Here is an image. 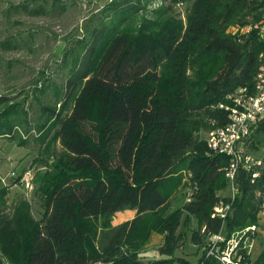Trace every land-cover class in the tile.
Returning <instances> with one entry per match:
<instances>
[{"label": "trees", "instance_id": "trees-1", "mask_svg": "<svg viewBox=\"0 0 264 264\" xmlns=\"http://www.w3.org/2000/svg\"><path fill=\"white\" fill-rule=\"evenodd\" d=\"M40 1L23 0L6 16L66 10ZM263 14L264 0H109L64 51L60 81L42 72L32 92L0 94V138L19 147L35 142L31 166L44 169L39 219L26 199L7 203L11 185L0 188V264H221L206 257L211 235L256 231L264 155L257 179L241 169L235 194L221 197L230 186L228 158L210 150L205 135L227 123L220 106L228 95L251 90L264 51L254 29H227L253 26ZM18 44L9 36L0 48ZM29 99L39 100L33 122ZM249 145H264V120ZM220 202L230 206L224 220L211 217ZM122 212L133 216L115 223ZM192 221L191 241L203 246L197 263L176 256ZM152 233L163 242L159 258L145 261ZM250 253L233 260L264 264V246L254 261Z\"/></svg>", "mask_w": 264, "mask_h": 264}, {"label": "rangeland", "instance_id": "rangeland-1", "mask_svg": "<svg viewBox=\"0 0 264 264\" xmlns=\"http://www.w3.org/2000/svg\"><path fill=\"white\" fill-rule=\"evenodd\" d=\"M23 0H0V41L13 36L19 43L15 50H2L0 48V94H10L14 97L23 90L32 92L35 82L42 79L44 72L50 80L60 81L59 63L64 51L68 49L74 38L81 34V28L85 19L92 12L99 10L109 0H56L65 6L66 10L60 14L53 10L48 16H29L23 13H15L6 16V10L12 5H18ZM26 1V0H24ZM53 0H49L50 4ZM41 3H44L42 0ZM184 5L178 4L176 13L182 15ZM231 33V31H229ZM25 41V44H24ZM50 94L38 96L43 103L47 102ZM29 99L26 107L29 109L30 120L33 122L38 115V101ZM246 151L256 158L264 155V145H260L257 151L247 145ZM38 154V145L31 141L26 147H19L7 138H0V188L11 185L7 196V203L12 205L20 199H26L32 209V215L39 219L42 214L41 201L36 193L38 179L43 174V168H33L31 163ZM27 171H31L32 189L26 188L21 183V177ZM234 189L229 186L220 192L221 197H232ZM181 200L173 203L179 207ZM133 216L132 212L118 213L114 222L118 223ZM258 226L251 240V261H254L264 246V210L258 215ZM195 229V221L191 222L189 234L184 238L183 244L176 251V256L184 258L191 263H197L203 253V246L191 241V231ZM158 237V236H157ZM150 240L142 250V259L147 261L159 258L157 247L159 244Z\"/></svg>", "mask_w": 264, "mask_h": 264}, {"label": "built area", "instance_id": "built-area-1", "mask_svg": "<svg viewBox=\"0 0 264 264\" xmlns=\"http://www.w3.org/2000/svg\"><path fill=\"white\" fill-rule=\"evenodd\" d=\"M254 29L258 37L264 41V14L259 22L253 26L238 29L230 27L227 33H247ZM228 103L221 105L227 113V123L205 135L207 147L218 154L228 158L226 177L230 186L234 189L235 178L239 170L248 171L253 182L260 175L262 166L261 158H256L247 152L246 147L250 143V136L258 122L264 120V51L260 55V65L253 79L251 90L240 88L235 93L227 96ZM32 174L27 171L21 177V183L28 189H32ZM264 210V200L261 205ZM230 214L229 204L220 202L213 208L212 218L224 220ZM255 227L231 233L226 239L222 230L210 236L206 246V257L211 256L221 264H237L233 258L239 251L251 252L252 244L250 236Z\"/></svg>", "mask_w": 264, "mask_h": 264}, {"label": "crops", "instance_id": "crops-1", "mask_svg": "<svg viewBox=\"0 0 264 264\" xmlns=\"http://www.w3.org/2000/svg\"><path fill=\"white\" fill-rule=\"evenodd\" d=\"M157 236H158V237H157ZM149 240H150L149 245H150V244L152 245V243H155V244H159V245H161L162 242H163L162 237H161L160 235L156 234V233H152V234L150 235V237H149ZM159 245H158V246H159Z\"/></svg>", "mask_w": 264, "mask_h": 264}]
</instances>
